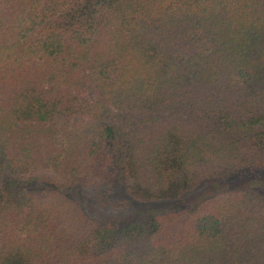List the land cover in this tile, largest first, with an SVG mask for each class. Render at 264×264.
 <instances>
[{
	"label": "trees",
	"instance_id": "trees-1",
	"mask_svg": "<svg viewBox=\"0 0 264 264\" xmlns=\"http://www.w3.org/2000/svg\"><path fill=\"white\" fill-rule=\"evenodd\" d=\"M262 168L264 0H0V264H264Z\"/></svg>",
	"mask_w": 264,
	"mask_h": 264
},
{
	"label": "rangeland",
	"instance_id": "rangeland-1",
	"mask_svg": "<svg viewBox=\"0 0 264 264\" xmlns=\"http://www.w3.org/2000/svg\"><path fill=\"white\" fill-rule=\"evenodd\" d=\"M234 183H235V186H248V187L259 188V189L264 190V168L259 169V170L249 171L248 173H243L241 175H237L235 177ZM222 184H225V182L223 183L207 182L201 185L199 187V190L195 194H193L192 192H189V194L187 195H191L190 197L192 198L194 197L196 198L198 194L201 196H205V195L210 194L214 190L218 189ZM119 213H122V212H119ZM116 217L119 219L122 217V215H118Z\"/></svg>",
	"mask_w": 264,
	"mask_h": 264
}]
</instances>
